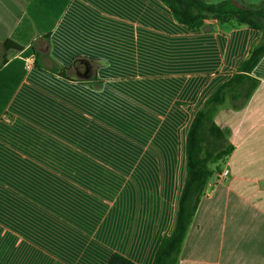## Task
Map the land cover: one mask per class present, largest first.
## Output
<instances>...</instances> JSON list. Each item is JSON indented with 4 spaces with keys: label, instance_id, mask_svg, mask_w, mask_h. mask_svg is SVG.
<instances>
[{
    "label": "crops",
    "instance_id": "1",
    "mask_svg": "<svg viewBox=\"0 0 264 264\" xmlns=\"http://www.w3.org/2000/svg\"><path fill=\"white\" fill-rule=\"evenodd\" d=\"M207 24L162 0H0V264L154 263L191 122L260 38ZM77 58L74 82L46 71ZM252 76L248 104L215 117L234 151L210 165L178 264H264V56Z\"/></svg>",
    "mask_w": 264,
    "mask_h": 264
},
{
    "label": "trees",
    "instance_id": "2",
    "mask_svg": "<svg viewBox=\"0 0 264 264\" xmlns=\"http://www.w3.org/2000/svg\"><path fill=\"white\" fill-rule=\"evenodd\" d=\"M170 8L175 19L190 29L204 28L208 21L220 24L235 20L238 24L248 25L260 31V38L253 45L250 54L232 78L221 85L204 103L191 122L186 151L187 176L180 196L176 225L171 235L162 241L153 264H178L179 256L188 229L196 213L205 187L213 175L210 164L220 163L234 151L230 142V133L221 129L215 117L222 106L230 104L234 109H243L258 88L260 81L252 72L264 56V0L259 9L238 7L232 0L218 3L206 0H162ZM8 44H5L7 47ZM79 58L70 67L60 65L46 70L35 63L40 70L68 81H76L72 76L73 68ZM108 264H135L115 254Z\"/></svg>",
    "mask_w": 264,
    "mask_h": 264
},
{
    "label": "rangeland",
    "instance_id": "3",
    "mask_svg": "<svg viewBox=\"0 0 264 264\" xmlns=\"http://www.w3.org/2000/svg\"><path fill=\"white\" fill-rule=\"evenodd\" d=\"M208 2H212V3H218L224 0H206ZM234 2V4L238 7L241 8H246V9H259L263 6V0H232ZM233 22H236L235 20H233ZM77 76V74H76ZM29 163L30 162H23V167H29ZM211 165V164H210Z\"/></svg>",
    "mask_w": 264,
    "mask_h": 264
},
{
    "label": "built area",
    "instance_id": "4",
    "mask_svg": "<svg viewBox=\"0 0 264 264\" xmlns=\"http://www.w3.org/2000/svg\"><path fill=\"white\" fill-rule=\"evenodd\" d=\"M31 55L30 56H27L26 58H25V64H26V66L27 67H29V65H30V59H31ZM228 174H229V170L228 169H225L222 173H221V175H220V179H223V178H226L227 176H228Z\"/></svg>",
    "mask_w": 264,
    "mask_h": 264
},
{
    "label": "water",
    "instance_id": "5",
    "mask_svg": "<svg viewBox=\"0 0 264 264\" xmlns=\"http://www.w3.org/2000/svg\"><path fill=\"white\" fill-rule=\"evenodd\" d=\"M204 30H212V26L207 24L204 26Z\"/></svg>",
    "mask_w": 264,
    "mask_h": 264
}]
</instances>
